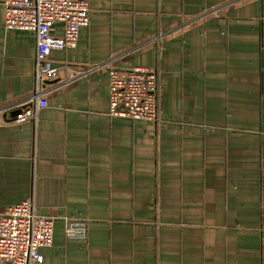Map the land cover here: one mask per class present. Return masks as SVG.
I'll return each mask as SVG.
<instances>
[{"label":"crops","instance_id":"obj_1","mask_svg":"<svg viewBox=\"0 0 264 264\" xmlns=\"http://www.w3.org/2000/svg\"><path fill=\"white\" fill-rule=\"evenodd\" d=\"M4 1L0 215L33 199L54 220L42 264H264V0H86L23 123L36 36L4 27ZM111 67L157 71L156 123L109 116Z\"/></svg>","mask_w":264,"mask_h":264},{"label":"built area","instance_id":"obj_2","mask_svg":"<svg viewBox=\"0 0 264 264\" xmlns=\"http://www.w3.org/2000/svg\"><path fill=\"white\" fill-rule=\"evenodd\" d=\"M90 23L86 0H5L3 25L7 29L36 36V94L17 106L14 120H35L48 106L44 83L57 78L58 68L47 59L52 51L75 49L80 30ZM61 28V32L57 29ZM109 116L131 121H158V74L154 68L109 69ZM35 106H32V104ZM87 224L66 220L67 239H84ZM54 220L37 212L33 199L8 207L0 215V264H42L40 250L51 247Z\"/></svg>","mask_w":264,"mask_h":264}]
</instances>
